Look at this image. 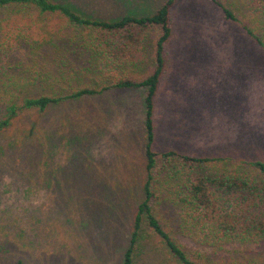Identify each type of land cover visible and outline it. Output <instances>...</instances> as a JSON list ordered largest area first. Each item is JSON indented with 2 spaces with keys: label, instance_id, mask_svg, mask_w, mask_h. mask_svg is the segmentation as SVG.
Returning a JSON list of instances; mask_svg holds the SVG:
<instances>
[{
  "label": "rangeland",
  "instance_id": "374dc122",
  "mask_svg": "<svg viewBox=\"0 0 264 264\" xmlns=\"http://www.w3.org/2000/svg\"><path fill=\"white\" fill-rule=\"evenodd\" d=\"M64 1L89 17L112 20L150 15L164 0ZM171 17L168 67L154 98L153 149L264 160V53L211 0H177ZM41 21L61 25L56 16ZM70 35L62 29L54 40L63 45ZM67 43L63 71L91 65L79 44ZM25 63L27 70L32 63ZM145 95L144 87H112L67 99L26 111L3 133L0 264L122 262L144 198ZM228 255L264 261V246H236ZM133 259L179 264L147 231Z\"/></svg>",
  "mask_w": 264,
  "mask_h": 264
},
{
  "label": "trees",
  "instance_id": "16d2710c",
  "mask_svg": "<svg viewBox=\"0 0 264 264\" xmlns=\"http://www.w3.org/2000/svg\"><path fill=\"white\" fill-rule=\"evenodd\" d=\"M211 1L264 53V0ZM176 2L164 0L150 15L108 20L82 14L64 0H0V137L26 111L112 87H144V198L120 264H133L144 231L158 236L179 264H264L228 255L236 246H264V160L153 149L154 98L168 67ZM47 16L59 18L58 29L41 21ZM62 29L71 35L59 45L54 36ZM67 42L79 44L91 65L63 71ZM47 59L55 68H46ZM13 67L18 74L8 73Z\"/></svg>",
  "mask_w": 264,
  "mask_h": 264
}]
</instances>
